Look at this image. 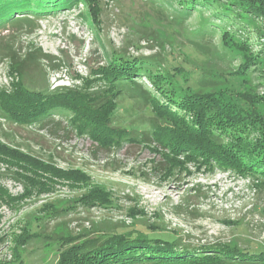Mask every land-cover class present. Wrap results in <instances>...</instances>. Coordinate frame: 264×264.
Instances as JSON below:
<instances>
[{
	"label": "rangeland",
	"instance_id": "rangeland-1",
	"mask_svg": "<svg viewBox=\"0 0 264 264\" xmlns=\"http://www.w3.org/2000/svg\"><path fill=\"white\" fill-rule=\"evenodd\" d=\"M8 1L2 0L3 7ZM99 1L100 24L93 23L83 0H71L44 15L17 11L0 23V89L8 86L7 80L10 91L21 78L30 89H52L54 78L67 74L70 86L58 83L72 88L71 81H76L75 87L88 80L95 91L102 83L93 82L94 73L113 53L159 58L166 71L172 68L170 57L177 66L192 71L191 83L199 85L193 90L225 92L245 108L252 103L246 104L237 93L259 97L250 110L258 111L257 118L264 120V58L236 76L256 50L236 44L232 36L223 43L221 32L216 33L200 12L188 9L185 0ZM250 25L253 31L260 26ZM204 29H210L212 39L203 34ZM258 35H251L254 46ZM35 50L40 51L39 59L28 64L24 75L11 74L13 58ZM139 83L150 85L147 78ZM175 86L176 96L186 95L182 86ZM138 89L126 86L113 121L114 125L136 124L139 140L110 150L78 134L67 115L57 113L46 121L22 125L0 110V140L59 169L58 165L81 169L89 178L87 185L39 171L48 187L32 186L27 192L24 180L17 176L22 170L0 159V188L9 199L0 194V204L8 207L0 212V223L4 222L0 264H60L63 251L73 244L132 230L153 232L188 247L264 248V176L238 171L236 165L211 166L208 158L171 169L173 161H166L150 141L148 131L155 119ZM166 168L173 171L168 176ZM96 185L110 195V202H81L82 195Z\"/></svg>",
	"mask_w": 264,
	"mask_h": 264
},
{
	"label": "trees",
	"instance_id": "trees-1",
	"mask_svg": "<svg viewBox=\"0 0 264 264\" xmlns=\"http://www.w3.org/2000/svg\"><path fill=\"white\" fill-rule=\"evenodd\" d=\"M83 1L88 6L93 23L100 24V1ZM70 3L71 0H11L3 7L0 0V23L9 21L12 13L17 11L44 15ZM184 4L188 9L200 12L216 33L221 32L223 43L232 36L236 44L256 50L257 53L253 51L254 56L248 58L244 68L236 71V76H242L254 64H260V57L264 58L261 26L264 24V0H185ZM10 5L12 8H8ZM250 22L260 24L257 31L249 28ZM209 30L204 29L203 33L208 40L213 38ZM253 33L261 36L258 35L256 46L251 39ZM39 53L35 50L20 59L14 57L9 65L11 74L18 72L23 76L28 64L39 59ZM113 54L116 55L94 73L96 81L93 82L102 83L98 90L93 91L92 85L86 83L88 80L72 88L35 90L30 89L21 78L16 85L13 82L10 91H0L1 112L22 125L46 121L57 113L67 115L68 122L78 134L87 135L101 148L110 150L125 141L139 140L136 124L114 125L113 117L119 107L118 98L126 86L135 91L140 88L155 119L154 126L148 131L150 141L162 150L166 161H173L171 169L186 167L192 161L196 165L208 158L211 166L236 165L238 171L264 176V120L262 116L257 118L258 111L250 110L260 100L259 97L248 92L237 93L239 96L236 97L246 104L252 103L245 108L235 96L225 92L193 90L199 85L191 83L194 79L192 71L177 66L170 57L167 61L173 69L166 71L162 69L163 63L159 58ZM262 74L264 77V72ZM145 78L150 85L139 83ZM175 83L182 86L186 95L176 96ZM253 135V140H250ZM194 150H198L199 154H195ZM0 159L22 170L17 176L24 180L27 192L32 186L48 187L41 180L43 177L38 174L39 171L74 183L89 182L81 169H59L3 140H0ZM171 169L165 171L166 176L173 172ZM0 194L5 195L2 188ZM3 197L9 200L7 196ZM110 200V195L98 185L91 187L80 198L85 204H104ZM26 241L24 237L20 242L24 245ZM60 264H264V248L245 250L222 244L188 247L178 244L176 239H163L153 232L132 230L114 233L102 240L96 237L73 244L63 251Z\"/></svg>",
	"mask_w": 264,
	"mask_h": 264
},
{
	"label": "built area",
	"instance_id": "built-area-1",
	"mask_svg": "<svg viewBox=\"0 0 264 264\" xmlns=\"http://www.w3.org/2000/svg\"><path fill=\"white\" fill-rule=\"evenodd\" d=\"M58 75V74H57ZM58 78H60V79H58ZM58 80H61L62 82H65V85L66 86H70V80H69V78H68V76H67V74L64 76H62V75H58L56 78H54V83L52 84V89H51V87H50V89L51 90H58V89H61V88H69V87H65V86H63V84L64 83H58ZM6 82H7V84H8V86L10 85V82L8 83V81L6 80ZM72 83H73V85L71 86V87H73L74 85H75V83H76V81L74 80V81H71ZM7 85L6 83H4L3 82V85ZM2 85V86H3ZM1 86V87H2ZM8 86L7 87H3V88H1V89H4V88H6V89H8ZM60 86V87H59ZM0 89V90H1ZM59 167H61V168H64V169H68V168H70V167H63V166H61V165H58ZM5 208H8V207H6V206H3V205H1L0 204V212L1 213H4L3 211H1V210H3V209H5ZM3 223L4 222H2V223H0V226H2L3 225Z\"/></svg>",
	"mask_w": 264,
	"mask_h": 264
}]
</instances>
